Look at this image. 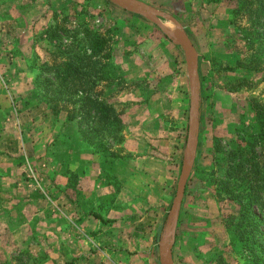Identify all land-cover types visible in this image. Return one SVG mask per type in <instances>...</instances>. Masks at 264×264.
<instances>
[{
	"label": "rangeland",
	"instance_id": "374dc122",
	"mask_svg": "<svg viewBox=\"0 0 264 264\" xmlns=\"http://www.w3.org/2000/svg\"><path fill=\"white\" fill-rule=\"evenodd\" d=\"M139 1L176 18L199 54L202 98L199 148L180 210L175 261L177 264H217L215 260L222 252L229 264H241L236 250L232 251L233 239L225 225V219L239 207L219 201L214 194L216 185L212 182L218 177L223 178V173L213 174L215 179L208 175L218 169V165L213 167L214 162H223V157H226L214 154L217 143L228 151L237 148L243 137L248 139L246 135L257 133L250 99L256 97L264 104V60L257 63L260 71L228 70V67H235L239 59L244 58L248 63L258 55V45L250 44L248 40L251 23L245 13L230 12L235 7L230 0L222 3H209L208 0ZM162 22L171 24V31L177 30L170 20L162 18ZM83 23L111 38L112 59L106 68L110 80L101 83L98 91L103 90L104 97L123 113L122 119L127 109L146 101V91L152 95L161 90L170 93L163 101L170 112L167 113L169 123L178 128L174 129L173 137L178 135L182 142L180 145L173 142L168 147L169 153L178 154V171H175L170 198L164 203L165 223L158 233L157 242L161 240L168 220L182 171L190 116L191 90L183 49L147 18L109 0H0V144L7 140L8 133L16 132V138L23 141V156L34 159L32 169L27 163L23 172V181L28 185L24 184V191L20 192L26 193L25 197L15 198V195L12 197L0 190V209L10 204L17 212L16 222L13 218L0 220V264H81V261L123 264L113 259L116 254L107 246L102 231L85 238L83 244L87 250L81 258V226L61 223L62 217L71 221L76 216L70 211L67 214L57 210L49 198L47 170L50 162L47 156L53 153L52 145L60 132L58 127L63 122L68 123L66 112L53 113L39 86L44 76H48L43 71L45 65L59 62L57 56L64 49L56 41L50 42L45 34L57 24L68 30L75 29L74 32L81 31ZM61 34L63 44L68 45L71 39L67 33ZM162 41L171 46L163 55V60H172L167 66L171 71L166 81L163 82V77L156 73L144 76L145 72L136 79H125L123 72L127 68L124 64L130 68L135 61L143 60L151 67L157 65L156 60L161 53L157 45ZM241 77H247L253 86L229 91ZM139 90L145 93L139 96ZM72 123L65 134L71 140L67 145L71 146L68 147L70 154L80 156L78 162L76 158L70 160L72 168L81 169V140L84 142L82 148L91 150L98 159L100 170H106L105 166L111 159L134 157L132 152L122 147L126 138L124 119L122 141L105 132L102 133L103 138L92 145L83 140L78 123ZM260 145L257 148L258 161L264 163V143ZM72 180L77 182L76 178ZM75 190L71 196L77 203L81 201V194ZM35 193L37 203H25L24 199L30 200ZM22 203L31 204V211H24ZM34 212L41 213L39 218L31 219ZM56 214H59V225H47L49 217ZM13 232L22 239L21 242L15 240Z\"/></svg>",
	"mask_w": 264,
	"mask_h": 264
},
{
	"label": "crops",
	"instance_id": "0c3cea01",
	"mask_svg": "<svg viewBox=\"0 0 264 264\" xmlns=\"http://www.w3.org/2000/svg\"><path fill=\"white\" fill-rule=\"evenodd\" d=\"M160 43L157 45L161 51L159 58L156 57L157 65L151 67L143 60L135 61L136 63L130 65V68L124 64L127 68L123 72L125 79H136L141 72H145L144 76L156 73L163 77V82L166 81L171 71L167 66L172 60H163V55L171 46H168L166 41ZM142 91L139 90L137 95L141 96L145 93L144 90ZM148 93L146 91L145 102L127 109L123 116L126 138L122 147L125 151L132 152L134 157L111 159L105 166L106 170L98 169V159L92 155L91 150L82 148L84 143L82 140L81 169L72 168L70 160L74 161L76 158L78 162L80 157L76 153L70 154L68 147L71 146L67 145L71 140L65 134L71 126L69 124L73 123L63 122L58 127L60 132L54 141L55 146L52 145L53 153L47 156L50 162L47 170L49 174L47 185L51 194L49 198L57 210L67 214L70 211L76 216L71 221L62 217L61 223L66 226L70 224L81 226V258L85 256L87 250L83 244L85 238L96 236L97 232L102 231L101 235L105 237L107 246L113 250L111 251L113 254H116L113 259L120 260L123 264H161L158 233L165 223L164 203L170 198L179 162L178 154L169 153L168 147L173 142L180 145L182 139H178V135L176 138L173 137L174 129L178 128H173L169 123L167 113L170 112L163 101L170 96V93L164 90L153 95ZM6 136L7 140L4 139L3 144H0V190L10 193L12 197L15 195V198L25 197L26 193L20 192L24 191L23 188L26 186L24 184H27L23 181V172L27 169L25 168L27 163L32 169L31 164L34 159L23 156V141L16 138V132L8 133ZM162 147L167 149L162 150ZM73 178H76L77 182H73ZM73 189L81 194V201L77 203L72 200ZM35 196L36 193L30 200L25 198V203L31 202L35 205L37 203ZM25 203H22L23 210L31 211V204ZM14 209L15 207L10 204L4 205L0 209V220L13 218L16 222L17 212L13 211ZM40 215L41 213L34 212L31 219H37ZM57 216L59 214L49 217L47 225L58 226ZM13 235L17 242L22 241L14 232ZM177 245L176 235L173 248L174 261ZM175 263L177 264L176 261ZM81 264H89V262L81 261Z\"/></svg>",
	"mask_w": 264,
	"mask_h": 264
},
{
	"label": "trees",
	"instance_id": "16d2710c",
	"mask_svg": "<svg viewBox=\"0 0 264 264\" xmlns=\"http://www.w3.org/2000/svg\"><path fill=\"white\" fill-rule=\"evenodd\" d=\"M208 1L222 3L224 0ZM230 1L235 6L230 12L245 13L249 18L251 36L248 40L250 44L258 45L259 52L251 62L239 59L236 66L228 67V70L257 71V63L264 60V0ZM74 30L57 24L45 34L50 42L56 41L64 49L57 56L59 62L45 65L43 71L48 76L39 82L43 98L55 115L66 112V122L78 123L79 132L88 144H95L105 132L122 141L123 113L118 112L110 99L104 97L103 90L98 91L101 83L110 80L106 68L112 59L111 38L85 23L81 25V31ZM61 32L67 33L71 39L68 45L63 44ZM251 86L253 84L248 82L247 77H241L229 91ZM250 106L257 133L246 135L248 139L243 137L237 148L228 151L217 143L214 154L226 157H223V162H214L213 167L218 165V169L208 177L215 179L213 174L223 173V178L218 177L212 182L216 185L214 194L219 201L239 207L225 219L227 232L233 239L232 251L236 250L241 264H264V163H260L257 156V148L264 143V104L252 97ZM215 261L217 264H229L222 252Z\"/></svg>",
	"mask_w": 264,
	"mask_h": 264
},
{
	"label": "water",
	"instance_id": "95a60500",
	"mask_svg": "<svg viewBox=\"0 0 264 264\" xmlns=\"http://www.w3.org/2000/svg\"><path fill=\"white\" fill-rule=\"evenodd\" d=\"M109 1L121 6L133 14L143 16L156 24L163 31V33L171 39L175 45L181 47L185 53L191 90L187 144L184 151L183 166L178 181L176 196L173 200L172 208L164 227L159 245L160 263L176 264L173 257V248L176 240L179 215L186 187L196 163L199 148L202 99L199 74V54L183 25L173 16L159 11L139 0ZM162 18L170 20L177 27V30L175 32L169 30L165 24H163Z\"/></svg>",
	"mask_w": 264,
	"mask_h": 264
},
{
	"label": "bare ground",
	"instance_id": "6f19581e",
	"mask_svg": "<svg viewBox=\"0 0 264 264\" xmlns=\"http://www.w3.org/2000/svg\"><path fill=\"white\" fill-rule=\"evenodd\" d=\"M166 25V27L169 29V30H173V26L171 25V24H165Z\"/></svg>",
	"mask_w": 264,
	"mask_h": 264
}]
</instances>
